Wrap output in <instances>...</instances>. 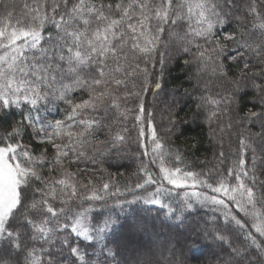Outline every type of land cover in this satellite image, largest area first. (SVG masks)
I'll list each match as a JSON object with an SVG mask.
<instances>
[{"label":"snow or ice","instance_id":"obj_1","mask_svg":"<svg viewBox=\"0 0 264 264\" xmlns=\"http://www.w3.org/2000/svg\"><path fill=\"white\" fill-rule=\"evenodd\" d=\"M174 53L195 69L184 89L196 101L193 122L203 116L214 133L227 116L231 130L235 112L241 128L232 158L221 150L207 170L185 162L148 107ZM179 91L162 117L168 134ZM255 140L264 141V0H0V264H159L116 259L151 250L139 239L148 222L124 209L138 202L165 210L173 254L210 241L219 264H264V150L257 155ZM132 144L134 185L111 173L99 186L83 180L88 163L118 161ZM197 205L208 213L186 223Z\"/></svg>","mask_w":264,"mask_h":264},{"label":"trees","instance_id":"obj_2","mask_svg":"<svg viewBox=\"0 0 264 264\" xmlns=\"http://www.w3.org/2000/svg\"><path fill=\"white\" fill-rule=\"evenodd\" d=\"M16 2L17 6H19L22 0H16ZM234 26L235 24L231 25L228 30H231ZM194 73V67L185 66L179 56L174 53L164 68L162 80L163 91L155 96L150 92L147 96V102L148 107L154 109L157 127L161 135L165 136L168 143L174 148L179 149L185 156V162H190L193 168L207 170L217 164V156L221 150L224 151L226 157L229 159L232 158L231 153L238 145L236 133L240 132L241 128L235 122V112L231 113L233 117V127L231 130L227 128L229 122L227 116H222L217 123L211 126L212 129H216L214 133L210 130L209 125L204 122L203 116L197 117L195 122H193V115L196 112V101L185 97L184 89H188L189 91L193 89V86L196 84ZM190 77L193 78L190 79ZM176 88L180 90L177 95V100L178 107L181 110L178 112L176 127L173 128L174 134H168L164 132V128L168 126V120L162 119V117L167 115L168 110L166 109V105L172 103V93ZM196 94L198 95V92ZM254 98L255 94L252 92L242 97L241 115L248 110ZM185 121L187 122L185 123ZM220 124L225 126L223 133L219 131ZM258 130V124L251 126V132L253 134ZM133 136H135V133H133ZM254 143L257 155L259 156L262 150H264V141L255 140ZM39 147H37L38 151ZM135 152L136 145L132 144L130 149L125 150L121 154L118 161L109 159L103 165L88 163L87 168L93 169L94 171L85 172L83 180L87 181L88 179H92L99 186L102 185L103 181L108 179V173H111L121 187L129 183L134 185L136 182L134 173L137 172L139 167V160L136 158ZM249 156H251V153H249ZM201 161L205 163H201ZM84 167L85 164H81V168ZM102 168H106L107 173L102 172ZM129 199H131L130 196ZM114 200L115 198L110 200L109 204L114 203ZM124 209L125 212L139 210L140 216L148 222L149 227L147 232L141 234L139 239L145 245L151 242V250L142 249L140 252L135 253L131 251L125 252L123 256L118 255L116 257L117 260H121L122 258H135L142 261H158L159 264H171L175 258H180L185 261V264H219L220 260L223 259L222 256L218 255L216 246L210 241L201 242L200 246L191 253L185 249L183 256H181L178 250L173 254L170 249L176 230L168 227L173 222L165 219V210L160 209L159 206L146 205L138 202L134 205L125 204ZM114 211L123 218L124 213H121L119 208H116ZM157 213H159V216H157ZM206 213H208V209L201 208L197 205L192 210L186 223L194 225L197 221L204 218ZM186 215L188 214L186 213ZM153 223L156 225L155 229L151 227ZM88 251L91 252L92 249H88Z\"/></svg>","mask_w":264,"mask_h":264}]
</instances>
